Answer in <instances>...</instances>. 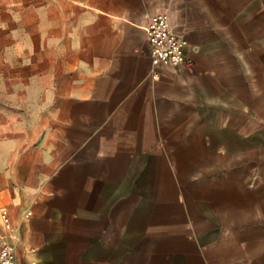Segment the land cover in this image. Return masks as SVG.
Here are the masks:
<instances>
[{"label":"crops","instance_id":"1","mask_svg":"<svg viewBox=\"0 0 264 264\" xmlns=\"http://www.w3.org/2000/svg\"><path fill=\"white\" fill-rule=\"evenodd\" d=\"M0 6V236L18 264H264V0ZM160 13L191 65L153 77Z\"/></svg>","mask_w":264,"mask_h":264},{"label":"built area","instance_id":"2","mask_svg":"<svg viewBox=\"0 0 264 264\" xmlns=\"http://www.w3.org/2000/svg\"><path fill=\"white\" fill-rule=\"evenodd\" d=\"M145 33L151 56L150 73L153 77L156 76V70L161 66L179 68L191 65V60L185 55L187 44L173 33L166 13L150 17ZM0 218L6 226L8 223L6 210L1 211ZM0 264H18L13 246L3 235L0 236Z\"/></svg>","mask_w":264,"mask_h":264},{"label":"rangeland","instance_id":"3","mask_svg":"<svg viewBox=\"0 0 264 264\" xmlns=\"http://www.w3.org/2000/svg\"><path fill=\"white\" fill-rule=\"evenodd\" d=\"M2 12H3V6H0V27L4 26V21L1 20ZM5 108H7V104L4 99L0 98V109H5Z\"/></svg>","mask_w":264,"mask_h":264}]
</instances>
